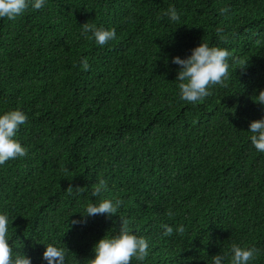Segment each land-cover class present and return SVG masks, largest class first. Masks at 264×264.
Segmentation results:
<instances>
[{
	"label": "trees",
	"instance_id": "1",
	"mask_svg": "<svg viewBox=\"0 0 264 264\" xmlns=\"http://www.w3.org/2000/svg\"><path fill=\"white\" fill-rule=\"evenodd\" d=\"M170 5L180 21L165 15ZM86 22L117 38L97 45L81 35ZM203 41L230 51L229 75L192 104L180 99L172 58ZM261 90L264 0H47L0 18V113L28 115L17 133L27 155L0 165L14 254L46 264L54 243L67 264H89L121 215L149 240L143 264H212L217 254L231 264L233 244L264 264V152L248 132L264 118L252 99ZM101 180L108 190L93 197ZM104 198L124 206L72 224ZM163 224L184 231L164 236Z\"/></svg>",
	"mask_w": 264,
	"mask_h": 264
},
{
	"label": "clouds",
	"instance_id": "2",
	"mask_svg": "<svg viewBox=\"0 0 264 264\" xmlns=\"http://www.w3.org/2000/svg\"><path fill=\"white\" fill-rule=\"evenodd\" d=\"M47 0H0V18L15 20L22 16L29 8L41 9ZM228 8L221 9V13H227ZM165 15L172 21L181 19V14L174 5H170ZM223 29L217 28V33ZM91 33V37H89ZM81 35L86 39L93 38L97 45L103 46L117 38L115 28L97 27L88 22L81 25ZM222 39L224 37H221ZM230 51L219 46H210L202 42L191 50V54L185 58L177 55L172 58V63L179 65L176 81H178L180 99L192 104L202 101L211 94V86L223 85L229 75ZM80 66L87 71L90 68L87 57H83ZM255 97V98H253ZM252 99L264 105V90ZM28 120V115L23 110L16 108L0 113V165L18 157L27 155V148L17 138V133ZM250 140L259 152H264V118L250 122ZM80 189L77 188V191ZM108 190L106 181L101 180L93 189L92 196L98 197ZM71 193V188H69ZM124 206L122 199H100L88 203L81 218L73 220L72 224H87L89 217L107 215L112 217L119 213ZM172 216L173 212L168 211ZM118 232L101 238L93 248L94 257L89 259V264H143L149 257V240L131 230L128 221L123 216ZM10 218L7 212L0 211V264H33L32 257L26 253L14 254L13 245L9 240ZM163 235L171 236L174 231L183 232L182 225L175 229L169 224H163ZM231 264H251L255 259L257 250L254 247H242L233 244L231 247ZM46 264H67V254L64 248L54 243H47L43 253ZM227 255L217 254L212 256V264H226Z\"/></svg>",
	"mask_w": 264,
	"mask_h": 264
}]
</instances>
